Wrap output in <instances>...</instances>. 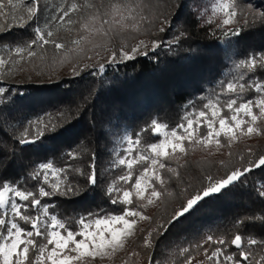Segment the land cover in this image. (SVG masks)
<instances>
[{"label": "trees", "instance_id": "16d2710c", "mask_svg": "<svg viewBox=\"0 0 264 264\" xmlns=\"http://www.w3.org/2000/svg\"><path fill=\"white\" fill-rule=\"evenodd\" d=\"M75 1L82 11L71 14L75 19L71 27L53 33V38L65 44V48L56 50L52 44L37 47L36 57L26 56L20 61L32 73L49 77L51 72V79L7 82L3 88L7 100L0 103V181L23 180L21 187L38 193L37 182L25 179L34 165L48 161L66 168L67 179L82 192L46 197L42 203L55 205L49 211L74 231L81 216L86 217L90 212L99 216L119 214L125 207L114 205L105 189L110 185L126 187L120 186L119 180L124 166L114 162V149L126 135L139 134L140 144L147 145L159 137L151 130L153 120L172 128L184 122L187 112L204 108L210 99L218 98L224 104L232 95L226 92V84L237 81L245 71L237 67L239 62L251 51H264V23L252 15L264 13V0H230L242 25L238 36H225L219 30L218 16L211 12L215 0ZM116 8L128 17L123 21L126 28L118 23L101 26L99 19L90 24L95 9L103 14ZM165 15L168 24L161 33L157 29ZM104 18L112 20L113 16ZM245 18L249 21L247 25L243 24ZM35 24L36 20L0 32V44L24 46L35 38ZM141 39L159 42L162 47L154 52L146 50L148 55L136 54L132 60L107 62L103 71L97 66H82L100 55L118 54L121 49L130 51ZM176 39L180 40L179 44L175 43ZM73 41L81 43L77 45ZM75 68L79 75L73 74ZM260 78L264 79V75ZM243 96L258 94L245 90ZM57 108L67 111L66 125L34 143L19 144L14 140L30 124L34 132L37 119H46V112ZM203 132L202 128L200 133ZM220 138L225 150L205 154L197 153L185 140L186 153L177 151L166 160L169 167L180 173L179 178L171 179H168L170 174L163 173L167 191L175 194L190 185L198 187L206 174L222 176L234 167H241L248 158V148L264 153V136L238 140L231 147L225 137ZM73 151L75 159L68 155ZM93 157L99 178L96 183L87 184L80 173L89 171ZM261 183H264V168L253 169L240 181L206 197L168 232L155 236L152 248L143 246V238L155 225L148 221L138 224L122 251L105 264H148L151 256L164 264H182L184 248L190 249L197 261L208 264L203 248L210 253L219 247L205 243L208 235L225 240H230L237 231L256 238L264 236V224L246 219L264 211V200L256 195ZM43 186L48 190L47 185ZM136 204L139 205V200ZM29 214H34L31 209ZM146 214L159 222L164 206H154ZM241 219L245 223L235 227ZM36 239L42 242L41 237Z\"/></svg>", "mask_w": 264, "mask_h": 264}, {"label": "snow or ice", "instance_id": "6c2138e0", "mask_svg": "<svg viewBox=\"0 0 264 264\" xmlns=\"http://www.w3.org/2000/svg\"><path fill=\"white\" fill-rule=\"evenodd\" d=\"M17 4L14 0H0V32H5L13 27H24L30 22L40 19L41 14L46 9L43 0H27L23 4L22 14L17 12ZM88 7H94L89 5ZM235 4L224 3L219 6V10L224 16L218 23V27L225 29V36H238L242 31L240 18L234 10ZM82 9L73 3L70 7L59 10V15L50 17L61 23L71 24V14L80 13ZM112 15L109 20L104 17ZM197 15L199 13L197 12ZM261 23H264V13H252ZM119 16V19L116 17ZM65 18H68L65 20ZM99 19L101 26L120 24L126 28L123 21L128 17L123 15V11L116 8L112 13H100L95 9L90 17V24H94ZM208 23H211L209 21ZM249 21L243 19V24ZM168 24V16L165 15L159 21L158 31L165 32L164 25ZM85 27H89L88 24ZM99 33L101 29H92ZM35 38L26 42L24 47H17L15 52L23 59L26 54L29 58L37 56L34 50L37 47L52 44L56 50L65 48V44L57 42L53 36V31H45L40 26L34 28ZM183 35V33H181ZM79 45L81 41H73ZM180 43L179 39L175 40ZM145 49L148 45L144 40L132 46L130 51L133 54L148 55L147 51L141 52V47ZM162 44L152 41L151 49L154 52L161 48ZM172 48V44L168 45ZM134 55H130L127 50H121L119 59L132 60ZM117 54L112 53V60L115 62ZM15 65L0 58V68L7 66L11 68ZM237 67L244 69L240 73L239 79L226 84V92L232 94L231 98L223 105L209 101L204 105L205 109H211L210 115L204 110L198 111L195 119H187L186 125L181 123L179 129L184 134L178 135L176 131L171 132L172 140L165 139L160 143H152L147 149L139 147L140 139L137 134L136 139L127 138L126 156L118 159V164L124 166L127 171L119 176V180L126 187L117 188L112 185L105 190L109 199L114 205L125 206L121 214H105L101 218L97 213L90 212L87 216H81L78 220L79 230H72L68 224L57 215L52 214L49 209L55 207L53 204L42 203L43 198H50L57 195H77L82 192L78 185H73L67 179V169L56 167L52 162H42L33 166L32 171L28 172L25 179L37 182L38 193L28 187H21L22 181L6 182L0 181V264H94L98 257L112 255L118 249L124 247L125 240L134 234L138 221H148L155 227L147 232L143 238L145 248L153 247L155 236H161L168 232L180 220L189 214L203 199L219 193L222 190L240 181L253 169L264 168V153H255L252 148H248V158L241 167H234L222 176L206 174L199 182V186H188L177 193L167 191V184L163 173L180 177V173L168 166L166 160L171 159L177 151L181 154L186 153L184 141L191 143L211 144L215 143L221 147L220 137L223 136L229 142L237 141L241 136L253 137L264 136V51H251L244 60H241ZM104 65L100 66L103 71ZM74 75H79V70L73 69ZM250 74V75H248ZM260 74V75H257ZM43 75V73H41ZM51 79V72L49 73ZM245 90L254 91L257 97H244ZM4 89L0 88V103L7 100L3 94ZM239 98V102H238ZM227 111L228 115L222 114ZM46 119L38 118L33 126H30L14 137L19 144H30L52 133L67 124V111L57 108L51 112H46ZM194 124L196 127L194 128ZM152 131L158 134L164 125L156 120L152 121ZM2 126V121H0ZM200 127H206L207 133L198 137L196 133ZM167 135V133H165ZM231 154V153H230ZM68 155L76 158L75 152ZM245 161V157H241ZM222 165L224 161L220 162ZM140 165V170L134 166ZM78 171V170H77ZM85 176L86 183H96L98 177L94 157L93 163L89 166L87 173L81 172ZM47 185V189L43 186ZM256 195L264 200V183H261L256 191ZM136 200L146 201L147 205L164 206V215L159 222L152 216L147 215ZM31 209L32 213L29 214ZM103 211V210H101ZM95 217V218H93ZM249 222H259L264 224V211L246 218ZM23 222L29 228L21 226ZM245 221L243 219L236 222L235 227L239 228ZM37 237L42 238V242H37ZM79 237V238H78ZM205 243L218 244L209 253L207 248H203V254L208 264H264V236L256 238L253 234H242L237 231L230 240L223 238L214 239L208 235ZM51 246V247H49ZM202 248V245H197ZM229 248L234 249L229 251ZM182 264H204L203 260L197 261L190 249H182ZM148 264H164L157 261L155 256L148 259Z\"/></svg>", "mask_w": 264, "mask_h": 264}, {"label": "rangeland", "instance_id": "374dc122", "mask_svg": "<svg viewBox=\"0 0 264 264\" xmlns=\"http://www.w3.org/2000/svg\"><path fill=\"white\" fill-rule=\"evenodd\" d=\"M26 2H27V0H14V3H16L17 6H18L17 7L18 14H22L23 4L26 3ZM43 3L47 7L43 11V13L41 14V18L40 19L39 18L36 19L35 28L38 27V26H40L45 31L51 30L54 33V32H56L59 29L60 30H64V29H67V28H70L71 27V24L72 23L71 24L61 23V22H58L56 20H51L50 21V17H56V16H58L60 9L70 7V5L73 4V3L77 4V1H75V0H43ZM224 3L231 4L230 3V0H215L212 3V5H211V12L213 11V14L215 16H218V23L221 20V18L224 16V13L219 10V6L221 4H224ZM67 19L68 18H65V20H67ZM71 20H72V22H74L75 19L73 17H71ZM165 26H167V25H164V27ZM218 28H219V30L225 31V29L222 28V27H218ZM141 40H144V39H141ZM144 41H145V44L148 45V48L145 49L142 46L141 49H140L141 52L146 51L148 49H151V43L152 42H149L147 40H144ZM138 42L136 44H138ZM17 47H24V46H10L8 44H0V58H2L5 61H7L8 64H12V61L15 60V65L13 67L8 68L7 66H5L4 68H0V88H4L5 83H7V82L41 81L43 79L48 80L49 77H45V76L39 75V73H32L25 66L21 65V62L20 61L22 59L15 52V49ZM121 50H123V49H121ZM121 50L119 51V53L121 52ZM128 52H129L130 55H136V54L131 53V51H128ZM119 53L117 54L116 61H120L121 60V59H119ZM137 54H139V53H137ZM26 56L27 55L25 54L24 57H26ZM107 62H113V60H112V53H110L106 57L104 55H100L99 57H97V58H95L93 60L86 61V62L82 63V66H85V65H88V66H97L100 69V66L101 65H104V67H105V65H106ZM75 69H77V68H75ZM72 72H73V70H72ZM209 101H212L213 103H218V105H223L222 103H220V101H219L218 98L210 99V100H208L206 102V104ZM200 110H204V111L208 112L209 115H210L211 109L202 108V109L192 110V111L187 112V114L185 116V120H184L183 123L186 125L187 119H195L198 116V111H200ZM222 114L228 115V113H227L226 110ZM158 123L164 125V127H162L159 130V133H158L159 134V137H158V139L156 141H154V142H151V143L147 144V145L140 144L139 145L140 148L146 150L148 145H150L152 143H160L161 141H163L165 139H169V140H172L173 142H175L174 141V138L171 136V132L172 131H176L178 135L184 134L182 132V130L179 129V125L181 123L179 125L175 126V127H172V128H167L165 126V124L162 123V122H158ZM152 127H153V125H152ZM195 127H196V125L194 124V128ZM202 128L204 129V132L201 134L200 132H201V129ZM165 133H167V135H165ZM206 133H207V128L206 127H200L198 129V132L196 133V135L198 137H200V136L206 135ZM128 137H130V136L129 135H126L124 137L123 141H120L117 144L116 148L114 149V162L116 163V165H119L118 164V159L119 158H122V157H124V156L127 155V153L125 152V149L127 148V138ZM131 138L133 140L136 139V137H131ZM249 138H251V137L241 136L239 140L249 139ZM221 142H222V145H223L221 147H217L214 142L211 143V144H208V145L201 144V143H191V144H192V146L194 147V149H195V151L197 153L205 154V153H210V152H212V153H220V152H223L225 150V148H224V142L222 140H221ZM234 142L235 141H232L231 144H233ZM228 144H229V142H228ZM184 146H185V144H184ZM134 167L137 170H140V165L139 164L136 165V166H134ZM126 171H127V169L124 167V174L126 173ZM122 184H123V182H120V186H122ZM139 205L142 207V210L145 213L148 212V211H150L154 207L152 205H147L146 204V201H139ZM119 214H121V213H119ZM111 215H117V214H111ZM103 216L104 215H102L100 217L103 218ZM144 222L145 221H138L137 225L140 224V223H144ZM79 227H78L77 230H79ZM131 237H132V235L129 236L125 240L124 246L130 241ZM49 247H51V246H49ZM122 249H118L114 254L120 253L122 251ZM114 254H112V255H105L103 257H98L95 260L94 264H105L106 262H109L111 260V258H112V256Z\"/></svg>", "mask_w": 264, "mask_h": 264}]
</instances>
